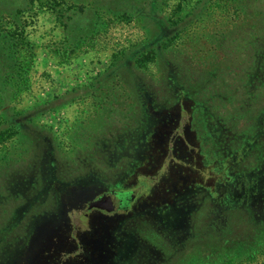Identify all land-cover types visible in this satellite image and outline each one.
<instances>
[{
    "label": "rangeland",
    "instance_id": "rangeland-1",
    "mask_svg": "<svg viewBox=\"0 0 264 264\" xmlns=\"http://www.w3.org/2000/svg\"><path fill=\"white\" fill-rule=\"evenodd\" d=\"M131 2L126 17L112 0H0V26L9 27L11 13L19 10L24 33L38 47L28 91L7 106L19 128L0 140V153L10 152L0 162V189L28 162L38 177L50 176L51 167L55 174L52 184L43 179L35 186L16 177L7 193L0 192V264H213L233 251L245 254L253 239L264 241V0ZM92 26L96 32L67 62L48 52L46 45L61 41L64 31L84 35ZM149 41L162 48L153 61L114 69L112 55ZM94 78L112 84L114 96L123 89L129 97L116 96V104L106 98L105 111L89 117L91 95L83 89ZM135 87L146 88L144 99H137ZM138 101L136 122L147 137L118 145L122 155L114 148L110 162L101 155L88 161L70 148L84 129L120 127V115ZM189 121L204 130L197 134L201 143L207 131L214 135L213 148L210 139L208 146L200 144L202 162L211 157L203 167L207 186L181 185L174 161L165 172L157 168H166L163 157H175V133L183 129L182 140L196 142ZM77 155L89 167L82 170ZM70 164L83 176L96 165L104 179L67 184L63 174ZM115 189L134 195L117 209L88 205ZM141 221L159 233L135 234Z\"/></svg>",
    "mask_w": 264,
    "mask_h": 264
},
{
    "label": "trees",
    "instance_id": "trees-1",
    "mask_svg": "<svg viewBox=\"0 0 264 264\" xmlns=\"http://www.w3.org/2000/svg\"><path fill=\"white\" fill-rule=\"evenodd\" d=\"M112 1L118 4V7L116 8H119L120 11L118 14L120 16L127 17L130 15L131 11H129L128 8L133 6L131 0H112ZM67 10L68 9H66L64 13H62L61 15H64ZM18 11L19 10H15L13 13H11L10 19L12 22L9 27L0 26V140L2 138L5 139L11 136L13 137V135L16 134L19 128V125L15 122L12 115L8 112L7 106L9 105L12 106V103L19 101L24 95V93L28 91L30 86L31 68L35 61L36 51L38 49V47H36L34 43L30 39H28V37L24 33L22 24L18 18ZM96 19H98V17ZM85 31L86 33L84 35L82 34L83 36L76 35L72 30L64 31V35L61 41H58L57 43H49L48 45H46L48 52H50L52 55H55L59 59V62H67L68 59L72 58L73 53H75L78 50L79 46L82 43H86L89 36L92 35V32H96V30L95 31L93 30V26L89 28L86 27ZM154 44H155L154 41H149L140 46H137L134 49L128 51H122V52L119 51L118 55H112L111 61L114 69L121 67L126 69L142 68V66H144V63L153 61V58L158 56L159 52L161 51L162 48L159 50L160 47L155 46L156 44L155 45ZM116 60H118V63H115ZM120 88L122 89V87ZM114 89L115 88L112 87V84H106V83L103 84L101 82V79L98 78H94L93 81H90L88 85L84 86L83 89L84 95L87 94H88L87 96L91 95L90 96L92 102L91 109L93 111L90 112V114L88 115L89 117L91 116L92 113H96L99 110L105 111L104 108L107 106V104L105 103L106 98H110L111 104L113 103L116 104L115 102L116 96L125 95L127 98L129 97L128 92L123 89L119 94L114 96L116 94V92H114ZM135 95H137V99L141 96H142L141 98L144 99L145 95H147L146 88L135 87ZM140 103L142 102L138 101L136 102V104L135 103L130 104V109L126 108L125 110L126 112L120 115V122H121L120 127H118L119 125L117 127H114L110 123V125L108 124H107L108 126L106 125L105 129L102 128L101 130L88 131L87 129H84L81 132L77 133V136H80V139L78 140V146H77V142L74 143L73 140H71L70 148L72 150L80 149L81 152L84 153L85 156H87L88 161H91L89 160V158L94 156L93 159L96 160V162H98L99 156L101 155L100 160L101 161L103 160V162L108 163L110 162V160L114 158V153H113L114 148L117 149V152L122 155L123 150L121 151V147H118V145L119 146L124 145V143L131 136H132L130 138L131 141L135 139L136 135L140 138V140L142 138L147 137V135L143 136L145 129L144 128L142 129L140 125L136 122L140 113L139 111L141 105ZM125 105L126 104H124V106ZM111 111L115 112L113 108L111 109ZM113 117L114 114L110 116V118ZM110 120L112 121V119ZM120 128L127 129L128 131L125 130L126 132H124V130H119ZM122 136L125 138L124 139L120 138L119 143L117 144L118 138ZM0 143L3 142L1 141ZM213 143H214L213 140H210V148H213V146H215V144ZM223 144L226 143L223 142ZM93 148L94 150H92ZM212 154H215V150L213 151V149L211 155ZM129 156L131 161L134 162L136 160V154L134 153V150L130 152ZM75 157L77 159L75 160L74 158L72 160H75L76 163L77 162L81 163L80 161L83 160L82 159L83 157L81 156L78 157L77 155ZM9 158H10L9 151H7L5 155L0 153V162H2L3 164L6 161H8ZM117 158H121V157H117ZM207 159L208 162H210L211 157L210 158L207 157ZM94 160L93 162H95ZM81 164H83L81 168L82 170L86 166L89 167L87 163L82 162ZM34 167L35 164H33V162L32 163L28 162L25 163V168L23 170L17 171L14 174H10V175L8 174L10 177L8 180H6L7 182L1 186V189L3 190L0 189V192L7 193L6 191L7 184H11L10 183L11 180H18L16 177L23 178V182L25 183V185L35 186L36 182L41 183L43 179L45 180V182H47V180L50 179L51 181L50 184H52V180L54 179L55 176L52 167H51V175L50 176L44 175L43 177L40 176L38 177V175H36V172L34 171ZM72 167L73 165L71 166L70 164L68 173L65 175L63 174V176H67V175L69 176V178L65 180L67 184L85 185V184H90V182H94V181L101 182V180L104 179L103 177H100L98 175L95 169H93L94 167H96V165L90 166L92 170H88L84 176L83 174H73ZM119 172H121V169L119 170ZM71 173L73 175H71ZM122 174L119 173L118 175L122 176ZM31 178L32 179L34 178L36 180L33 179L34 181L32 182V180H30ZM28 181L29 183H27ZM116 182L117 180L115 179V183ZM110 183L112 184V182ZM115 190L124 193L125 199L127 201H129V199H131L134 195L132 191H128V190L123 191V189H115ZM55 195L56 197L54 198V202L56 206V199H57L56 189H55ZM36 205L37 204H34L33 206L35 207ZM33 206H29L26 212L30 210ZM55 211H56V207L53 212ZM136 228L138 229L137 231ZM136 228L132 229L131 231L135 230L136 231L135 234L139 233L140 235H144L145 232H149V234L155 235L160 231V229H158L157 227L147 228L143 221H141L140 223H136ZM141 228H143V230ZM129 230L126 229L125 232L127 233V231ZM257 240L253 239L251 243L247 242L250 244V246L249 245L246 246L245 249L247 250V252H245V254L238 255L233 251L231 253L232 256H228V255L222 256L221 258L216 259L213 264H262L263 261L262 260L261 262L258 261V258L264 256V241L258 242ZM25 242L26 241H24V244ZM239 256H243V257L237 259L236 257ZM5 264H11V263L7 262Z\"/></svg>",
    "mask_w": 264,
    "mask_h": 264
},
{
    "label": "flooded vegetation",
    "instance_id": "flooded-vegetation-1",
    "mask_svg": "<svg viewBox=\"0 0 264 264\" xmlns=\"http://www.w3.org/2000/svg\"><path fill=\"white\" fill-rule=\"evenodd\" d=\"M189 125L188 126L191 128V132L195 134L196 142L189 143L187 141H184V139L182 140V137L185 131L181 129V131L174 134L173 139H172V136L170 137V140L173 141L176 145L175 150H177V152L175 153V157L173 159L172 158L169 159V156L163 157L164 160H162V164L165 163L166 168L165 166H161V165H158L157 168L161 170L164 169V172H165V170H167V167H168V162L174 161L175 167L178 169V172H180V181L182 183L181 185H183L184 187L191 186L193 184H197V186H207L204 183L203 167L209 168V165L207 164L208 160L205 163L202 162L203 153H200V151H202L201 149H203V146L209 145L208 143H206V141L207 139L213 140L214 135L211 132L207 131L205 135V144H203V142L201 143V141H199L201 138L197 140V134H201V132L202 133L204 132L200 123L196 121H189ZM176 128H178V126ZM226 137H227V142H230L231 137H230L229 132ZM200 144L203 146L200 147ZM170 169L171 168H168V170ZM206 174L208 175L209 173H206ZM162 182L164 183L165 180ZM139 186L144 187L145 185L141 181V184ZM161 188H160V192L164 191L165 193L168 191L166 189L162 191ZM160 196H163V194H160ZM117 200L118 201L120 200L122 203L125 201L128 203V201L125 199L124 193H121L120 191L117 190L116 192L105 191V192L100 193L99 195L95 197L94 200H91L88 205L94 204V205H97L99 208L103 209L104 206H107L108 202L117 201ZM84 211H87V208ZM72 231L76 233V235L78 236L81 233V231L77 230L75 227L73 228ZM70 264H76V263L73 260Z\"/></svg>",
    "mask_w": 264,
    "mask_h": 264
},
{
    "label": "water",
    "instance_id": "water-1",
    "mask_svg": "<svg viewBox=\"0 0 264 264\" xmlns=\"http://www.w3.org/2000/svg\"><path fill=\"white\" fill-rule=\"evenodd\" d=\"M107 207H108V209H117L119 207H122V202L120 200L108 202Z\"/></svg>",
    "mask_w": 264,
    "mask_h": 264
}]
</instances>
